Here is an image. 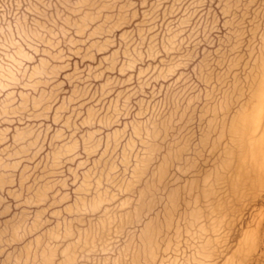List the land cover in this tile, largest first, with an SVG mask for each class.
Wrapping results in <instances>:
<instances>
[{
	"label": "rangeland",
	"instance_id": "obj_1",
	"mask_svg": "<svg viewBox=\"0 0 264 264\" xmlns=\"http://www.w3.org/2000/svg\"><path fill=\"white\" fill-rule=\"evenodd\" d=\"M0 264H264V0H0Z\"/></svg>",
	"mask_w": 264,
	"mask_h": 264
}]
</instances>
